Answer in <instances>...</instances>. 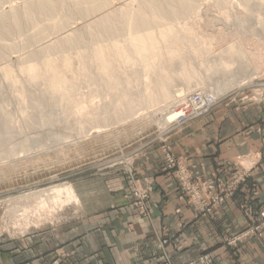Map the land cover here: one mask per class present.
Wrapping results in <instances>:
<instances>
[{
	"label": "rangeland",
	"instance_id": "rangeland-1",
	"mask_svg": "<svg viewBox=\"0 0 264 264\" xmlns=\"http://www.w3.org/2000/svg\"><path fill=\"white\" fill-rule=\"evenodd\" d=\"M28 1L35 2L5 0L0 11L22 8ZM112 1L97 13L89 4L83 5L82 12L73 7V2L67 0L63 4L62 1L56 12L60 16L50 20L38 16L36 25L23 18L22 28L0 41L3 53L0 56V119L9 126L8 138L0 139V253L11 257L9 264H16L15 255L32 257L23 264H81L76 257L83 247L79 242L87 235L88 226L84 223L98 204L109 202L104 195L105 186L115 192L124 179L129 197L133 203L137 202L139 189L143 193L150 190H143L136 176V164L140 160L152 154L160 159L159 172L176 173L180 168L182 172L184 167L169 146L174 134L215 109L240 111L264 104V0H199L197 12L183 15L180 23L174 22L177 38L171 43L172 49H164L155 59L149 58V63L138 60L139 65H134L132 71L118 65L117 74L115 70L113 73L119 85L110 89L101 77V82L96 81L93 77L96 71L83 62L80 51L87 57L89 50L97 45L88 26L92 24L91 28L94 21L110 16L123 3L134 0ZM143 1L137 0L135 8L142 7ZM173 5L172 1L168 3L169 8ZM68 18L70 22L57 32ZM116 19L125 20L124 17ZM73 31H80L72 36L81 37V42L54 49L51 57L56 60L55 69L72 87L71 97L76 106L47 88L49 74L42 57L34 63L42 79L32 81L19 70L31 51ZM43 35L44 39L40 38ZM102 35L103 47L112 49L115 42L124 44L123 36ZM223 37L225 42L220 40ZM66 57L78 75L74 86L73 74L64 68ZM8 65L15 82H19L16 85L3 73ZM163 86L173 96L185 90V96L168 106L162 103L127 117L124 110L129 104L136 109L147 108L148 94L159 93ZM198 96L214 97L213 108L207 115L194 119V109L190 106L189 113L164 123L170 112L181 105L189 106L191 99ZM245 166L240 165L241 170L232 176L220 175L211 182L195 178L191 172L202 197L201 213L210 214L209 210H217L235 199L247 220L244 232L223 238V244L233 251L248 239L261 238L264 230V223L261 225L257 219L264 211V202L256 205L253 201L257 191L250 185L254 169L252 163L246 162ZM177 180L176 174V183ZM70 186L78 203L69 201L64 192L60 198L55 193V189ZM243 186H246L244 191ZM178 187L183 188L179 183ZM244 192L252 194V198L249 193L242 195ZM218 195H226L220 206L213 203ZM41 247L49 256L60 253L57 262L41 261ZM199 258L215 264L205 255Z\"/></svg>",
	"mask_w": 264,
	"mask_h": 264
},
{
	"label": "crops",
	"instance_id": "crops-1",
	"mask_svg": "<svg viewBox=\"0 0 264 264\" xmlns=\"http://www.w3.org/2000/svg\"><path fill=\"white\" fill-rule=\"evenodd\" d=\"M169 146L189 174L207 182L232 176L240 165L252 163L250 185L257 189L253 201L264 202V104L240 111L215 109L174 134ZM159 163L151 154L136 164L142 189L151 190L146 217L133 207L124 179L115 192L104 187L110 200L98 204L84 223L87 235L76 257L81 264H186L201 255L215 264H264V230L261 238L248 239L234 251L223 244L225 236L247 227L235 199L203 214V202L179 189L174 172H159ZM39 255L41 261L57 262L61 254L49 256L41 247ZM30 258L15 255L13 260L23 264ZM10 261L0 253V264Z\"/></svg>",
	"mask_w": 264,
	"mask_h": 264
},
{
	"label": "bare ground",
	"instance_id": "bare-ground-1",
	"mask_svg": "<svg viewBox=\"0 0 264 264\" xmlns=\"http://www.w3.org/2000/svg\"><path fill=\"white\" fill-rule=\"evenodd\" d=\"M62 1L64 4L67 0H35V2L28 1L22 8H12L8 12H1V7L5 0H0V41L6 40V36L11 34L12 31H19L23 25V18L26 19L27 22L36 25L38 16L45 17L48 20L53 19L54 16H60V13L56 14V12L59 8L60 2L62 3ZM170 1H172L174 4L172 8L168 7V3ZM71 2H73V7L76 8V10L82 11L83 5L89 4L91 5L92 11L97 13L102 7H106L108 5L110 6L113 1L69 0V3ZM175 2L178 3V5H175ZM136 3L137 0L126 4L123 3L121 9L112 11L110 16L105 15L104 17L94 21V23H96L94 26H92L93 28H90L92 24L88 26V31L93 35V39L97 41V45H94V47L89 50L87 57L83 56L82 51H80L83 62L86 65L89 64L87 66L96 71V73L94 71L95 75L93 76L96 81L99 80V77H101L102 80L107 82V86L110 89H115L119 85L116 77L118 65H124V69H126V71H132L134 65H139L138 60L141 61V63H149V58L155 59L162 55V51L164 49H167V51L172 49L171 43L174 41L175 37L177 38V29L175 28L174 22L180 23L179 20L183 15L194 13V11L197 12L199 0H144L142 7L140 5L139 8H135ZM118 17H124L125 20L121 21L116 19ZM70 20V18L65 19V22H63L60 28L56 31L59 32L61 31L60 29H64ZM12 27L14 29H11ZM103 31L106 32L103 35H108L109 38L123 36L124 44L119 45L117 42H115L112 44V49L103 47L101 45V42L103 41V39H101L102 34H100V32L103 33ZM79 32L73 31L71 33H67L65 36L60 37L58 40L48 46L38 50L34 49L25 58V60L27 59L29 62H25L23 59V65L21 69H19L25 76H27L28 79L32 81L42 79V73L40 69L34 65L36 60L39 57H42L43 62H47L46 70L49 74L50 83L47 88L53 90V93L59 94L61 98L67 99V101L74 106H76V102L71 97L72 87L67 84L66 80L62 78L60 72L55 69L54 66L56 65V60H53L51 56L54 49H61L66 44L80 43L81 37L75 36L74 38V36H72ZM205 33L206 32H204V34ZM207 36H209V34ZM217 36L219 37V34ZM44 37L45 36L43 35L40 38L44 39ZM220 40L224 41V37L223 40L222 38ZM220 40L218 39V41ZM231 52L232 50L228 51L230 54ZM1 55H3V53L0 49V56ZM151 62L154 61L151 60ZM64 68L67 72L73 74L74 77L72 86L76 85L78 81V75L74 71V65L67 57L65 58ZM82 68H86V66H83ZM148 68L149 66L145 67L144 71H146ZM114 70L116 71L115 75L113 73ZM3 73L7 79L12 81V84L16 85L19 83L15 82L13 70L10 65L3 68ZM164 90H166V87L163 86L159 93L148 94L150 99L147 108L136 109L133 108L134 105L129 104V107L124 110V113L127 115V117H133L134 115L139 114V112L146 110L149 107L159 106L162 103H166L168 106L173 100L181 101L185 96V90L178 91L174 96L170 92H166ZM117 96L118 95H115L113 97ZM109 102L110 97L108 99V103ZM106 106L107 105L105 104L104 108H106ZM190 111L191 108L188 105H181L168 114L169 118L164 120V123L166 124L167 122L174 121L173 119H175L177 115H185ZM0 121V139L5 140L9 136V126L1 119ZM61 192L65 193L69 201H75L78 203V197H76L71 186L63 189H55V193L58 194L59 198L61 197ZM55 199H57V197ZM44 203L45 202H43V204Z\"/></svg>",
	"mask_w": 264,
	"mask_h": 264
},
{
	"label": "built area",
	"instance_id": "built-area-1",
	"mask_svg": "<svg viewBox=\"0 0 264 264\" xmlns=\"http://www.w3.org/2000/svg\"><path fill=\"white\" fill-rule=\"evenodd\" d=\"M213 105H214L213 104V97H211V96H204V97L198 96L196 98L191 99V104L189 105V107L192 106V110L194 109L192 112L194 113L193 118L195 119V118H201V117H204L205 115H207L209 113V111L212 110ZM176 174L178 176V180H177L178 183L183 186V188L181 190L184 193H185V191H188L187 194L192 195V197L194 198L193 199L194 201L195 200L202 201V197H199L200 193H198L197 186H196V184H194V178L191 176V174H189V172L185 168H183L182 172H181V168H180V172H176L175 177H176ZM181 179L185 180V182L180 181ZM205 188L207 189V186H205ZM140 191L141 190L139 189V191L136 192V197H137L138 201L133 203V207L135 209H137L141 215L146 217L148 215V209L146 208L145 203L143 201H146L149 198V193L151 192V190H149V192H145V193L140 192ZM225 196H222V195L216 196L213 203L217 206H220L223 203V199ZM257 219L260 220L261 225L264 223V211L260 213V215L258 216ZM188 264H210V262H208L206 258H199L198 257V258H196V260H194Z\"/></svg>",
	"mask_w": 264,
	"mask_h": 264
}]
</instances>
